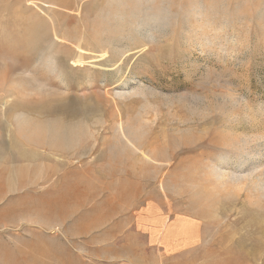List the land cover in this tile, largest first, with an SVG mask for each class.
<instances>
[{"label": "rangeland", "instance_id": "obj_1", "mask_svg": "<svg viewBox=\"0 0 264 264\" xmlns=\"http://www.w3.org/2000/svg\"><path fill=\"white\" fill-rule=\"evenodd\" d=\"M0 264H264V0H0Z\"/></svg>", "mask_w": 264, "mask_h": 264}, {"label": "bare ground", "instance_id": "obj_2", "mask_svg": "<svg viewBox=\"0 0 264 264\" xmlns=\"http://www.w3.org/2000/svg\"><path fill=\"white\" fill-rule=\"evenodd\" d=\"M72 65H74V66H81V65H82V62H80V61H73V62H72ZM121 129H122V128H121ZM121 131H122V133H123V130H121ZM123 137H124V135H123ZM129 143H131V142H129ZM129 143H128V144H129ZM132 144H133V143H132ZM132 144H131V145H132Z\"/></svg>", "mask_w": 264, "mask_h": 264}]
</instances>
